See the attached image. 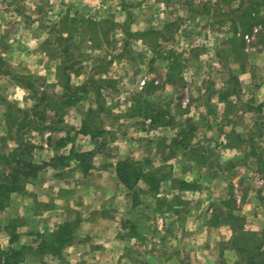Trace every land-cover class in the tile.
<instances>
[{
	"label": "rangeland",
	"instance_id": "rangeland-1",
	"mask_svg": "<svg viewBox=\"0 0 264 264\" xmlns=\"http://www.w3.org/2000/svg\"><path fill=\"white\" fill-rule=\"evenodd\" d=\"M40 3L41 16L27 17L30 4L18 0L16 15L1 18L9 27L21 26L19 32L0 33L3 70L11 73L0 74V155L17 147L11 139L17 127L10 132L4 119L8 110L16 116L18 108L31 109L37 93L63 94L60 67L74 64L68 71L71 84L85 86L88 93L80 92L84 98L60 112L62 123L48 109L51 129L26 135L36 146V162L69 155L72 148L83 159L82 164L54 162L56 176L67 183L54 196L71 206L68 222L81 227L84 217L101 205L106 218H119L121 233H137V218L149 221L140 232L153 237L158 230L161 238L158 246L149 239L144 251L159 250L161 264L182 258L197 262L207 250L215 252L213 264H246L232 250L233 237L226 241L229 231L224 239L213 240L205 226L232 231L227 216L232 211L243 216L249 232L264 235V224L259 228L255 223L262 216L243 214L244 200L264 208V0ZM85 121L98 129L96 140L79 134ZM46 133H51L49 139ZM185 140L187 149L179 143ZM123 161L141 163L164 179L159 194L143 182L128 190L117 174ZM45 170L35 183L45 178ZM184 181L190 185H182ZM4 211L0 242L3 229L23 227L19 211L9 221ZM177 218L187 225L185 238H174L181 227H166ZM55 230L47 226L38 236ZM24 247L27 258L44 264L49 254L30 249V244ZM177 250L181 253L175 254ZM55 258L45 264L122 262L108 256L86 261L78 256L69 262Z\"/></svg>",
	"mask_w": 264,
	"mask_h": 264
},
{
	"label": "trees",
	"instance_id": "trees-1",
	"mask_svg": "<svg viewBox=\"0 0 264 264\" xmlns=\"http://www.w3.org/2000/svg\"><path fill=\"white\" fill-rule=\"evenodd\" d=\"M59 25H56L58 27ZM70 40V39H67ZM5 61L0 57V74L4 72ZM74 67L62 66L60 67L61 76L59 79L62 82L63 94H54L52 97L47 95V92L37 93L40 97L36 98L35 105L29 110L17 109L16 116L12 109L8 110V113L4 115L6 125H8L10 132L16 128V135L12 137L17 147L11 152L0 155V212H3L9 207L12 195H24L26 194L27 186L34 184L39 178L40 174L48 167H52L57 160H69L74 163L82 164L83 159L80 156H76L75 149L72 148L69 155L55 156L50 162L39 163L35 161L34 151L36 150L35 144L26 139V135L29 132H43L51 129L47 123L52 120L48 116V109L55 111L54 119L59 118L57 123H62L60 112L69 106H74L84 98L78 96L80 92L88 93L85 86L75 87L71 84V75L68 71ZM7 75H10L11 73ZM10 108H12L10 106ZM18 114H22V119L17 117ZM148 116V114H147ZM157 122H160V118H155ZM79 134L84 136H90L93 140H96L100 135L98 129L87 123L83 122L82 128L79 130ZM188 139V137H185ZM184 138V139H185ZM184 148H188V140L179 142ZM58 166V165H57ZM54 165V169H57ZM117 174L120 181L124 186L134 191L140 183H145L151 192L159 194L161 185L164 179L156 178L155 172H147L144 165L141 163H128L119 162L117 164ZM182 185L189 186L186 181L182 182ZM228 205V202H225ZM233 231V238L231 244L232 250L243 255L241 261L246 264H264V235H259L256 232H249L245 227L243 216L229 212L227 215ZM243 222L238 224V222ZM11 230L8 227L11 234V244L18 242V234L16 231L17 225H11ZM79 224L71 222H65L60 225L54 232L45 235L38 236L35 246L32 245L30 249H39L43 254H49L53 257H62L63 250L71 246L75 240ZM263 239L260 243L257 241L260 237ZM39 240V241H38ZM39 242V244L37 243ZM28 248L15 247L8 251L2 249L0 242V264H22L25 261Z\"/></svg>",
	"mask_w": 264,
	"mask_h": 264
},
{
	"label": "crops",
	"instance_id": "crops-1",
	"mask_svg": "<svg viewBox=\"0 0 264 264\" xmlns=\"http://www.w3.org/2000/svg\"><path fill=\"white\" fill-rule=\"evenodd\" d=\"M27 5L30 4L29 12H27V17H36L41 16L42 11L40 9L41 6V0H24ZM18 0H0V33H5V31H13V32H19V26L21 25H11L10 27L7 26L8 24L2 23V19L7 14L10 15H16ZM8 11V12H7ZM47 13H45L44 16H46ZM33 25V23H31ZM29 30H31L32 26L25 27ZM12 45V44H11ZM54 158V156H50L49 158L45 159V162H50L51 159ZM44 162V160H42ZM57 172L56 169H51V167H48L45 170V178H42L35 184H29L27 186L26 194L24 195H18L14 194L11 198V204L9 209L4 211V215L8 218L7 221L10 219H16L13 218V215H15V212H20V215L17 217L22 219L21 222L23 227L21 230L17 231L18 234V242L15 244H11V234L10 231L7 229H3V233L1 234V246L2 249L5 251H8L15 247H22L25 245H33L35 246L33 241L36 242L38 239L39 232L44 229L47 226H51L53 230L57 229L60 225L64 224L65 222H68V215L66 213V209L68 207H71L69 204H67L64 200L60 199V201L55 200L54 193L58 192L62 187L67 185L66 181L62 179L59 176H56ZM112 176V174H111ZM97 177V175L95 176ZM58 178V179H57ZM45 179V180H44ZM49 180H53V182L48 183ZM109 182H111L109 180ZM50 189L51 191L47 192V190ZM116 191V190H115ZM54 197V198H53ZM35 199L40 200V204L36 203ZM245 199V198H244ZM64 201V202H63ZM19 203V206L17 207L14 205V203ZM244 200V207H243V214L251 216L252 214H257L259 217L262 216V218H256L255 223L259 228H263L260 224L261 222L264 224V212L263 214H260L261 211L264 210V208H260L259 203H257L256 206L250 205L248 203H245ZM20 204H22L20 206ZM67 206V207H66ZM254 206V208H252ZM264 206V203L262 204ZM25 207V208H24ZM104 206H97L93 208L92 211L88 213L87 216L84 217L81 227H79L78 232L76 233L75 240L73 244L66 249L63 250L62 256L64 259L69 261H77V257H81V261L89 260V258H97L99 256H108L110 259L115 260L114 258L118 259L119 261H122L121 263L117 261L116 264H161L162 260L160 259L161 253L158 252L159 250H152L150 253H146L144 249L146 248V245L149 243V239H151L153 242V245L158 246L157 244L160 243L161 233L158 232V230L154 231L153 237H150L148 235L151 234H145L140 232V229L144 228L146 224L148 223L144 220L136 219L135 226L138 227V232L135 234L120 232L121 231V224L119 222V218L112 219V218H106L105 215H103L101 212L103 211ZM126 207V206H125ZM259 207V208H258ZM39 208V209H38ZM127 211L131 210V206L127 204ZM178 209L176 206H173V209ZM105 209V208H104ZM254 209V210H253ZM40 211V212H39ZM51 217L53 219H51ZM2 218V217H1ZM188 219V218H187ZM191 219V218H189ZM148 220V219H147ZM165 221V224L168 223L167 219H162ZM183 220V219H182ZM199 220H197L198 223ZM129 223V222H128ZM127 223V224H128ZM133 225V224H131ZM186 223L182 225L180 222V219L170 220V224H168L166 227L168 228H176L178 227L181 232L176 235H174V238L179 239L185 238L184 235L188 236L190 233L187 232ZM207 227V236L212 237L213 240H221L224 239L223 235L227 231H229V235L226 239V241H230L233 237V231L226 229V227H221L220 229H215V227H211L209 225H206ZM159 229V227H157ZM177 228V229H178ZM223 228V229H222ZM178 229V231H179ZM225 231V232H224ZM24 236V237H22ZM5 239V240H4ZM183 239H180L179 242H182ZM185 244V243H184ZM179 245V244H178ZM186 245V244H185ZM121 246L122 250L119 252V247ZM182 249V248H181ZM231 252L232 251H227ZM234 252V251H233ZM179 250L175 252V254H180ZM203 257H199L198 261L195 262V260L191 261L186 258H182L183 262L177 261L173 262V264H213V257L215 252L207 250L204 251ZM183 254V253H182ZM181 254V255H182ZM191 254V253H190ZM193 254H191L192 256ZM207 255V256H206ZM234 255V254H233ZM50 258V259H48ZM54 260L57 261L55 257L47 255L45 260H43L45 263H50V261L54 262ZM60 261V259L58 260ZM73 263V262H72ZM22 264H35L31 259L26 257V260Z\"/></svg>",
	"mask_w": 264,
	"mask_h": 264
},
{
	"label": "built area",
	"instance_id": "built-area-1",
	"mask_svg": "<svg viewBox=\"0 0 264 264\" xmlns=\"http://www.w3.org/2000/svg\"><path fill=\"white\" fill-rule=\"evenodd\" d=\"M256 31H258V30H256ZM246 39H247L248 42L251 41L250 36H247ZM144 84H145V82H143V85H144ZM50 137H51V133H46V134H45V139H49Z\"/></svg>",
	"mask_w": 264,
	"mask_h": 264
}]
</instances>
